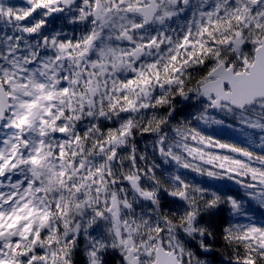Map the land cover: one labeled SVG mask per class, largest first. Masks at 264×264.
I'll return each mask as SVG.
<instances>
[{
	"label": "snow or ice",
	"instance_id": "obj_1",
	"mask_svg": "<svg viewBox=\"0 0 264 264\" xmlns=\"http://www.w3.org/2000/svg\"><path fill=\"white\" fill-rule=\"evenodd\" d=\"M0 264H264V0H0Z\"/></svg>",
	"mask_w": 264,
	"mask_h": 264
}]
</instances>
